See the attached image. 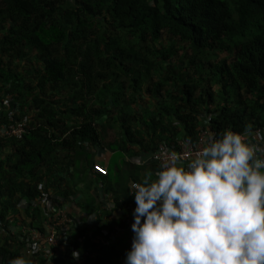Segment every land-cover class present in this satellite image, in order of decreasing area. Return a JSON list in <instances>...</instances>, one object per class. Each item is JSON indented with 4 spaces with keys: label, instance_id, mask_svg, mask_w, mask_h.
Instances as JSON below:
<instances>
[{
    "label": "trees",
    "instance_id": "obj_1",
    "mask_svg": "<svg viewBox=\"0 0 264 264\" xmlns=\"http://www.w3.org/2000/svg\"><path fill=\"white\" fill-rule=\"evenodd\" d=\"M5 98L27 132L0 137V264L22 255L8 211L23 210L32 224L41 211L17 204L40 181L53 200L73 203L74 173L87 175L97 150L111 155L94 194L101 186L124 213L129 183L152 167L124 155L194 140L207 117L216 135L264 127V0H0ZM95 200L74 205L89 214ZM130 233L97 251L94 264H123Z\"/></svg>",
    "mask_w": 264,
    "mask_h": 264
},
{
    "label": "clouds",
    "instance_id": "obj_2",
    "mask_svg": "<svg viewBox=\"0 0 264 264\" xmlns=\"http://www.w3.org/2000/svg\"><path fill=\"white\" fill-rule=\"evenodd\" d=\"M248 135L209 132L187 158L172 152L130 182L135 207L123 264H264V149ZM38 250L31 244L27 256ZM8 264L32 260L17 255Z\"/></svg>",
    "mask_w": 264,
    "mask_h": 264
},
{
    "label": "built area",
    "instance_id": "obj_3",
    "mask_svg": "<svg viewBox=\"0 0 264 264\" xmlns=\"http://www.w3.org/2000/svg\"><path fill=\"white\" fill-rule=\"evenodd\" d=\"M8 102L7 98L0 99V115L6 113L2 116V121L0 120V137L21 139L27 132V122L15 120ZM209 132L216 135L215 131L210 128L207 117L202 121L194 140L182 136L176 141V147H170L162 142L153 152L142 153L134 158L125 156V158L136 165L152 166L150 173H153L167 159L168 154L175 152L187 158L191 152L198 150L203 146ZM246 132L252 143L264 149V127H256ZM97 151L98 158L91 164L88 174L107 175V162L111 153L104 149ZM37 188L38 192L30 200H22L17 204L19 210L30 204L31 208L41 211L40 216L33 218L32 224L24 219L23 210L20 215H13L8 211L4 217L8 222H14L8 226L9 232L15 237L13 240L20 248L21 254L31 259L32 264H94L97 259V251L112 243L125 230L131 231L132 209L135 207V203L130 194H128L130 200L127 210L123 213L114 201L113 195L104 193L101 186H98L94 194L96 197L94 211L87 214L82 209H78L79 211L76 209V214H74V203H76L74 200L73 203H59V201L53 200L52 192L46 189L41 181ZM118 201L121 202V199ZM68 207L71 211L68 210ZM3 225L4 222L0 219V232ZM83 229L86 230L81 232ZM76 230L79 232L73 238L72 233ZM4 232L6 233V231ZM86 239H90L88 246ZM71 242H74L76 247ZM33 243L39 246V250L31 256H27ZM73 251L79 252L77 258L65 256V253Z\"/></svg>",
    "mask_w": 264,
    "mask_h": 264
},
{
    "label": "rangeland",
    "instance_id": "obj_4",
    "mask_svg": "<svg viewBox=\"0 0 264 264\" xmlns=\"http://www.w3.org/2000/svg\"><path fill=\"white\" fill-rule=\"evenodd\" d=\"M164 39L165 41L163 40L162 43L166 44V45H169L171 44L173 46L174 49H178L179 48V51L180 49L183 47V48H186L187 46L182 44L183 42H174V41H171L169 39H167L166 36H164ZM220 57H223V54L220 55ZM173 62L175 64H178V59L177 57H173ZM113 157L115 159H119V153L117 152H114L112 153ZM125 157V155H124ZM95 160V158H94ZM120 161V160H119ZM124 178L126 177V173H124ZM74 179H75V182L77 183L76 186L74 187L75 189V192L74 194H76V192H80V195L82 194V196L85 198V199H92L93 195H94V185H90L88 180L86 179V177L84 176V174H77V172L74 173ZM120 186H124L126 187L127 184L125 183V180L120 182ZM74 194L72 195V198L74 196ZM78 197L74 198V199H77ZM76 203H79V201H75ZM76 206V205H75ZM77 209H80V206H76ZM68 210L71 211V209L68 207ZM130 235H132V232L130 233Z\"/></svg>",
    "mask_w": 264,
    "mask_h": 264
},
{
    "label": "crops",
    "instance_id": "obj_5",
    "mask_svg": "<svg viewBox=\"0 0 264 264\" xmlns=\"http://www.w3.org/2000/svg\"><path fill=\"white\" fill-rule=\"evenodd\" d=\"M93 157L95 158V160L98 158L96 155H94ZM94 176H96V175H93V173L92 174H88V172H87V175H85V177L88 180L89 184L92 185V186L94 185V187H96V181L93 180L94 179ZM76 197H78V198L77 199H74ZM72 200L79 201V203H81V202H84L85 201V198L82 196V194L80 195V192H76V194H74ZM76 209H77V207L74 206V210H73L74 211L73 212L74 214H76V212H75Z\"/></svg>",
    "mask_w": 264,
    "mask_h": 264
}]
</instances>
